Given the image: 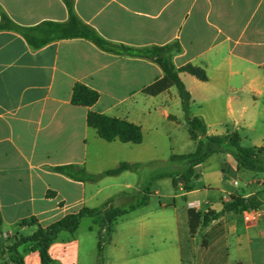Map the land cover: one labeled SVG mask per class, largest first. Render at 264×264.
Returning a JSON list of instances; mask_svg holds the SVG:
<instances>
[{
    "label": "crops",
    "instance_id": "obj_1",
    "mask_svg": "<svg viewBox=\"0 0 264 264\" xmlns=\"http://www.w3.org/2000/svg\"><path fill=\"white\" fill-rule=\"evenodd\" d=\"M67 2L110 42L132 48L178 43L172 62L191 94V114L204 121L207 134L237 131L243 146H264V0H0V22L3 13L22 26L65 22ZM187 64L203 68L207 79L180 69ZM162 75L149 57L107 51L87 38H61L34 48L19 32L0 28V264H16L11 260L16 252L6 247L38 225L111 198L113 206H121L124 198L136 202L139 184L148 176L142 174L146 165L192 152L183 149L196 147L190 135L183 147L178 140L167 153L158 147L161 137L171 141L174 134L164 128L187 126L175 86L157 95L143 91ZM77 82L96 90L98 100L90 106L72 103ZM89 110L140 125L142 141L102 139L87 124ZM121 161L139 165L95 181L57 169L72 164L95 174ZM244 175L230 153L217 152L197 166L188 188L172 183L182 199L173 217L142 215L134 219L133 235L140 243L146 234L159 236L169 227V258L151 247L134 264H184L179 218L185 215L188 225L189 207L220 212L232 195L256 193L258 184L246 186ZM150 193L149 188L146 203L130 212L146 207ZM250 209L224 211L199 227L209 230V243L202 241L209 257L200 264H264V203L252 211V221L246 219ZM97 221L100 216H84L74 232L61 231L48 249L53 264H82L80 232L85 228L98 230L101 248L100 229L110 235L116 221L110 231ZM22 248L17 252L24 264H41L37 250Z\"/></svg>",
    "mask_w": 264,
    "mask_h": 264
},
{
    "label": "trees",
    "instance_id": "obj_2",
    "mask_svg": "<svg viewBox=\"0 0 264 264\" xmlns=\"http://www.w3.org/2000/svg\"><path fill=\"white\" fill-rule=\"evenodd\" d=\"M69 18L65 22L43 21L34 26H22L13 22L6 14L1 15L0 28H7L19 32L25 40L34 48H39L53 40L71 37H83L91 40L98 47L118 53H128L149 57L157 62L163 71V75L146 86L143 91L150 95H157L171 86L177 88L184 118L191 139L196 142L195 150L188 153L172 154L167 162L174 164V169L160 170L151 175V180L170 177L174 186L181 184L188 188L189 181L197 176V166L204 162L210 155L217 152H228L235 160V168L242 171L244 168L264 170V146L251 147L241 144V137L237 131H228L221 135L207 134L206 124L195 115L191 114L193 102L191 94L179 77V69L172 62V52L178 51V43L165 44L162 46H151L148 48H132L123 44L110 42L102 37L94 28L84 23L73 11L70 2H67ZM194 75L200 80H206L207 76L203 68L191 64L180 68ZM99 98V93L82 83H75L72 89L71 102L90 106ZM87 124L96 129L97 134L104 140L111 141L119 139L122 142L139 143L142 141L141 126L124 118L109 116L93 110L87 112ZM138 163L121 161L115 167L105 169L98 173H88L83 167L69 164L57 167L63 173L72 178L86 181H95L106 175H115L124 170H136ZM150 181L141 182L139 198L136 202H130L126 206H113L112 198L97 207H82L77 212L64 215L57 221L42 227L37 226L34 232L27 236H19L6 248L8 252L15 251L11 260L16 264H24L21 254L17 248L23 245L22 252L37 250L40 254L41 264H53L49 255V245L58 238L61 231L74 232L84 216L101 217L97 221L108 231L119 216H122L136 207L146 203ZM264 203L259 192L244 196L243 194L232 195L225 202L220 212H200L194 207L187 210L188 227L190 236H193L199 227L206 226L209 222L220 216L224 211L242 213L250 208L257 209ZM100 233L98 248L100 249ZM1 252V251H0Z\"/></svg>",
    "mask_w": 264,
    "mask_h": 264
},
{
    "label": "rangeland",
    "instance_id": "obj_3",
    "mask_svg": "<svg viewBox=\"0 0 264 264\" xmlns=\"http://www.w3.org/2000/svg\"><path fill=\"white\" fill-rule=\"evenodd\" d=\"M164 130L166 133L174 132V134L171 141H168L163 137L160 138V144L158 147L160 151L162 150V153H167L170 147H175V140L180 142L179 146L181 147H183L185 142L190 140L186 125L180 126L176 131L170 127H166ZM174 136L175 138H173ZM194 148V146H185L183 149L193 151ZM261 152L264 153V150H261ZM167 160L168 158L155 160L146 165L144 169H142V174L145 175L148 173L145 181H150L151 175L157 171L174 169V164L167 162ZM242 172H245L246 186L250 185L253 188H256L258 184L259 190L257 192H259L260 198L264 199V170L244 168ZM149 188L151 193L148 197V204L146 207L141 210L126 213L119 217L114 224V229L110 235L102 230V228L100 229L102 231V244L100 249L98 248V230L94 229L92 232H89L85 228L84 231L80 232L82 264H126L128 258L133 259L134 261H132L131 264H134V262H137L138 257L148 253L152 248L160 250L162 254L165 252L168 260V253L172 243L168 236L169 227H167V230H164V234H160L159 236L154 235L150 237L146 234L140 240V243H138V240L133 237V235L136 236L134 234V229L136 228L134 219L142 215L145 216L147 213H150L149 215L151 216L160 215L172 218L174 205L177 203L179 205L182 199L176 196L170 178L153 179L149 184L148 189ZM155 189L159 190L158 195L152 192ZM199 197L201 201H203V196ZM129 201V199L124 198L120 202L121 206H126L129 204ZM159 203H164L165 207H160ZM202 207H205L203 202ZM87 222H89V219H87ZM179 222V229L183 242V255L185 259H187L184 264H200L201 260L208 259L209 246L207 247L205 244H202V241L205 239L207 243H209V230L206 228H200L193 237L188 235V225L185 215L184 218H179ZM82 226L85 227V221L82 223Z\"/></svg>",
    "mask_w": 264,
    "mask_h": 264
},
{
    "label": "built area",
    "instance_id": "obj_4",
    "mask_svg": "<svg viewBox=\"0 0 264 264\" xmlns=\"http://www.w3.org/2000/svg\"><path fill=\"white\" fill-rule=\"evenodd\" d=\"M192 207H194V206H192ZM250 210H251V212H249V214L246 216V219L248 221H252L253 220L254 217H253V212L252 211H255L256 209H250Z\"/></svg>",
    "mask_w": 264,
    "mask_h": 264
}]
</instances>
